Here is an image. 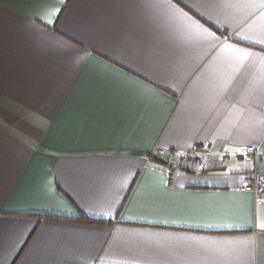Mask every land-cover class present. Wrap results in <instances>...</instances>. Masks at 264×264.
Listing matches in <instances>:
<instances>
[{
	"label": "crops",
	"instance_id": "1",
	"mask_svg": "<svg viewBox=\"0 0 264 264\" xmlns=\"http://www.w3.org/2000/svg\"><path fill=\"white\" fill-rule=\"evenodd\" d=\"M256 175L264 0H0V264H264Z\"/></svg>",
	"mask_w": 264,
	"mask_h": 264
},
{
	"label": "built area",
	"instance_id": "2",
	"mask_svg": "<svg viewBox=\"0 0 264 264\" xmlns=\"http://www.w3.org/2000/svg\"><path fill=\"white\" fill-rule=\"evenodd\" d=\"M167 152L168 151L165 149H161L159 151L160 154H165ZM169 152L182 155L184 160H188L191 155V151L184 152L183 150H172ZM241 190L243 192L253 193L258 200L264 201V175L253 176L246 184L241 187Z\"/></svg>",
	"mask_w": 264,
	"mask_h": 264
},
{
	"label": "trees",
	"instance_id": "3",
	"mask_svg": "<svg viewBox=\"0 0 264 264\" xmlns=\"http://www.w3.org/2000/svg\"><path fill=\"white\" fill-rule=\"evenodd\" d=\"M50 218L51 219H56V220H73V221L90 222V223H101V222H104L103 220L90 218V217H87L85 215H81L80 217L73 218V219H70V218H62V217H50Z\"/></svg>",
	"mask_w": 264,
	"mask_h": 264
},
{
	"label": "water",
	"instance_id": "4",
	"mask_svg": "<svg viewBox=\"0 0 264 264\" xmlns=\"http://www.w3.org/2000/svg\"><path fill=\"white\" fill-rule=\"evenodd\" d=\"M157 158L161 159L160 157L157 156ZM162 160V159H161Z\"/></svg>",
	"mask_w": 264,
	"mask_h": 264
}]
</instances>
